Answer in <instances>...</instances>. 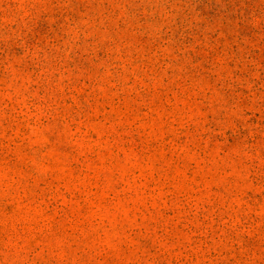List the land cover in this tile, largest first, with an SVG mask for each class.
<instances>
[{
  "label": "rangeland",
  "instance_id": "374dc122",
  "mask_svg": "<svg viewBox=\"0 0 264 264\" xmlns=\"http://www.w3.org/2000/svg\"><path fill=\"white\" fill-rule=\"evenodd\" d=\"M0 264H264V0H0Z\"/></svg>",
  "mask_w": 264,
  "mask_h": 264
}]
</instances>
